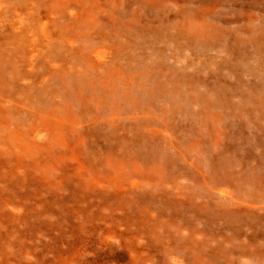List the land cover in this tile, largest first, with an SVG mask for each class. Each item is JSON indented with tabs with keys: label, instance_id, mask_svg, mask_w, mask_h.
Returning a JSON list of instances; mask_svg holds the SVG:
<instances>
[{
	"label": "bare ground",
	"instance_id": "obj_1",
	"mask_svg": "<svg viewBox=\"0 0 264 264\" xmlns=\"http://www.w3.org/2000/svg\"><path fill=\"white\" fill-rule=\"evenodd\" d=\"M116 3L115 0H0L1 208L12 207L16 201L3 194L21 189L26 192L29 186L35 187L37 193L49 194L78 189L87 194L111 190V201L98 202L91 195L92 201L109 207L114 201L118 204L125 187L141 190L143 186L155 191L165 183L164 168L155 165L159 161L155 158L151 159L150 167L146 166L141 162L147 160L140 155L141 150L146 154L156 152L155 144L182 155L181 160L189 163L176 167L182 174L187 170L190 174V169L202 172L201 162L217 154L221 157L226 145L249 147L253 149L250 159H256L257 155L264 158V96L254 91L258 83L249 96H239L236 104L232 102L234 97L225 93V87H220L224 93L217 92L214 96L187 93L188 88H194L189 83L198 79L189 78L186 68L194 67L197 72L212 60L204 64L195 58L212 48H220L227 56L236 44L232 41L218 46L221 43L218 32L212 31L215 27L210 23L206 24L203 14L196 16L190 12L180 19L184 14L179 13L175 17L178 19H168L163 12L160 14L163 22L154 28L157 16L143 17L142 11L134 8L126 17ZM152 27L157 34L152 33ZM260 38L261 45L237 51L241 55L236 59L239 63L221 62L229 71L240 65L253 67L252 73L259 68L264 70V38ZM165 46H172L177 52ZM253 57L254 66L249 67L248 61ZM170 59L175 60L172 67L176 69L167 64ZM200 83L203 81L196 82ZM177 114H184L185 120L177 121L178 125L172 129L165 117L174 124ZM161 130L167 142L158 140ZM170 132L175 142L169 139ZM127 134L132 135L133 142L126 147L130 153L123 154ZM250 170L253 168L248 173ZM241 171L232 165L211 168V174L224 177L230 174L232 178L202 180V188L194 184L195 189L186 194L191 196V205L196 199H203L208 213L215 206L216 193L247 210H264V206L257 208L263 204L264 196L262 200L257 195L246 196L251 189L262 193L264 187L258 186L255 177L241 178L245 172ZM235 191L240 194L237 200L232 198ZM242 196L251 197L248 204L244 202L246 199L240 201ZM234 216L237 215L232 211L231 217ZM211 220L215 222L214 217ZM205 224H208L205 228L209 227L208 222ZM178 225L173 222L162 228L155 224L152 232L155 235L157 230H165L167 234L182 235L183 230L193 234L202 231L193 222L184 227ZM169 249L172 251H166L160 258L162 264L168 263L171 255H177L178 248L176 252L175 248ZM148 262L153 264L150 258Z\"/></svg>",
	"mask_w": 264,
	"mask_h": 264
},
{
	"label": "rangeland",
	"instance_id": "obj_2",
	"mask_svg": "<svg viewBox=\"0 0 264 264\" xmlns=\"http://www.w3.org/2000/svg\"><path fill=\"white\" fill-rule=\"evenodd\" d=\"M115 2L121 5L122 13L126 17H129L130 11L134 8L142 11L143 17L157 16L159 19L154 28L159 27V22H163L160 18L163 12H166L168 19L175 18L179 13L184 14L180 19L190 12L196 16L203 14L206 24L210 23L215 27L212 31L216 29L218 32L221 40L218 46L222 47L232 41L236 44L235 50L227 56L220 48H212L207 54H200L195 58L196 62L204 64L212 60L197 72L194 67L186 68L189 78L198 79L189 83L190 87L193 85L194 88H188V94L214 96L217 92L222 94L226 91L227 95L234 97L232 102L236 104L240 100L239 96H249L254 85L258 83L259 87L254 91L264 96V78L261 77H264V70L261 68L260 71L253 70L252 75L253 67L249 69L248 66L240 65L237 66V70L229 71L224 66L227 61L239 63L236 59L241 55H238L237 51L243 52L242 47L251 50L255 45H261L258 41L261 39L260 36L264 38V0H115ZM99 4L106 6L103 3ZM136 13L140 16L139 12ZM154 28L151 31L157 34ZM165 47L175 50L172 46ZM234 52L237 54H233ZM165 54L168 55L169 51L166 50ZM221 60H225V63ZM173 61L175 60L170 59L167 64L171 67L176 65ZM255 61V57L250 58L249 67L254 66ZM172 68L176 69L174 66ZM237 78H240V81ZM163 79L165 77H162ZM199 80L203 83L196 84ZM220 87H225L224 91H220ZM192 109L197 110L196 107ZM183 115H176L173 122L175 125L165 117L166 124L170 123L174 129L178 125L177 121L185 120V116L182 118ZM160 133L158 140L167 142L164 130ZM171 134L170 132L168 137L175 142ZM233 135L230 137H234ZM132 142V135L127 134L122 147L123 154L130 153L126 147ZM154 146L156 152L146 154V151H140V155L147 160L141 163H146V166L150 167L152 158L159 159L155 165L160 164L164 168L162 177H166L165 183L161 187L157 186L155 191L143 186L141 190L125 187L118 204L114 201L110 207L92 201L91 195L98 202L111 201L113 199L111 190L101 189L87 194L78 189L75 192L49 194L37 193L35 187L29 186L26 192L21 189L20 192L17 190L3 194L16 198V201L13 199L14 206L7 209L0 207V264H150L147 263L148 258L153 264H162L160 258L166 251H172L169 248H175L174 252L178 248V251L177 255H171V259L168 263L165 261V264H221V261L222 264H264V210L252 208L247 210L244 206L234 205L215 193L213 195L215 206L207 213L202 203L203 199L198 198L195 200L196 203L191 205V196H186L189 191L195 189V186L200 187L202 180L215 181L220 176L225 180L232 178L230 174L224 177V174L214 175L209 172L211 168L218 166L240 167L245 171L240 175L241 178L255 177L258 186L264 187V158L257 155L256 159H250L249 154L253 149L249 147L236 148L226 145L221 157L217 154L213 159L201 162L202 166L200 165L199 169L203 173L190 169V174L189 170L182 174L176 167L189 164L181 160L182 155L173 149L168 150L164 145ZM149 147L150 145L147 149ZM134 150L137 151L136 148ZM250 168L253 170L248 173ZM170 182L176 185H171ZM175 186L177 190L173 189ZM179 190H183L184 193L180 194ZM258 192L251 189L246 196H264L263 190L262 193ZM234 193L232 198L236 200L240 198L238 192ZM246 196H242L240 201L246 199L244 202L248 204L251 197ZM263 206L264 202L256 207ZM232 211L237 216L232 218ZM211 217L215 218V222ZM217 218H225L227 221L218 222ZM173 222L182 227L193 222L202 231L193 234L183 230L182 235H174L167 234L165 230H157L156 234H153L152 228L155 224L165 228L166 224ZM205 222L209 223V227H204L208 225Z\"/></svg>",
	"mask_w": 264,
	"mask_h": 264
}]
</instances>
